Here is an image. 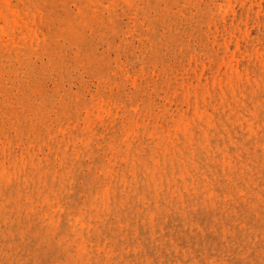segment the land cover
Wrapping results in <instances>:
<instances>
[{
  "label": "rangeland",
  "instance_id": "1",
  "mask_svg": "<svg viewBox=\"0 0 264 264\" xmlns=\"http://www.w3.org/2000/svg\"><path fill=\"white\" fill-rule=\"evenodd\" d=\"M0 264H264V0H0Z\"/></svg>",
  "mask_w": 264,
  "mask_h": 264
}]
</instances>
